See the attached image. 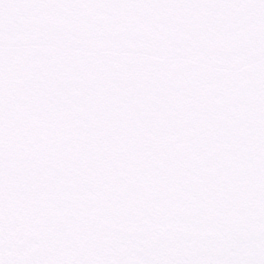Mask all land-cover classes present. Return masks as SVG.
<instances>
[{
    "label": "snow or ice",
    "instance_id": "snow-or-ice-1",
    "mask_svg": "<svg viewBox=\"0 0 264 264\" xmlns=\"http://www.w3.org/2000/svg\"><path fill=\"white\" fill-rule=\"evenodd\" d=\"M0 264H264V0H0Z\"/></svg>",
    "mask_w": 264,
    "mask_h": 264
}]
</instances>
